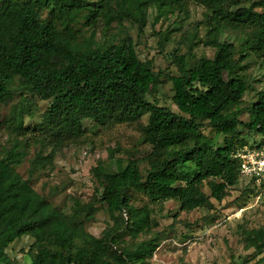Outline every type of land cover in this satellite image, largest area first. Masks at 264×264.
Instances as JSON below:
<instances>
[{"label": "trees", "instance_id": "obj_1", "mask_svg": "<svg viewBox=\"0 0 264 264\" xmlns=\"http://www.w3.org/2000/svg\"><path fill=\"white\" fill-rule=\"evenodd\" d=\"M114 1L0 0V111L13 97L16 80L21 99L9 111L7 145L0 146V251L28 237L29 254L47 264H147L167 236L152 232L149 212L134 208L128 192L152 203L175 201L184 212L212 209L211 199L221 203L240 180L233 154L252 137L264 136V90L257 93L248 122L239 120L251 89L242 61L264 56V0H142L129 14L114 10ZM189 2L205 9L207 31L204 40L194 44L191 36L188 50L172 55L177 74L167 78L173 112L147 100L161 83V72L152 60L140 59L123 23L141 33L151 7L157 22ZM99 21L105 29L117 24L112 41L96 40ZM167 31L160 47L170 40ZM231 32L239 36L231 40ZM199 45L214 49L213 56L193 55ZM34 97L50 104L38 126L29 128L24 116L32 117L27 103ZM86 113L101 126L140 124L151 115L140 129L142 143L151 149L144 157L146 173L138 159L123 170L98 161L91 172L100 190L90 203L73 202L85 222L106 207L113 225L100 237L32 187L35 175L52 170L57 153L83 136ZM32 147L24 179L17 169ZM114 153L108 151L109 162ZM247 180L259 188L253 179L241 181ZM244 242L256 245L249 233ZM5 258L0 254V262Z\"/></svg>", "mask_w": 264, "mask_h": 264}, {"label": "rangeland", "instance_id": "obj_2", "mask_svg": "<svg viewBox=\"0 0 264 264\" xmlns=\"http://www.w3.org/2000/svg\"><path fill=\"white\" fill-rule=\"evenodd\" d=\"M141 1L115 0L112 6L114 10L129 14ZM148 14L147 27L141 33L128 22L123 25L133 39L140 59L152 60L155 72H161V83L147 95V100L157 107L177 112L171 101L172 86L167 78L177 74L172 55L176 52L185 53L191 36L194 44L205 39V9L189 2L182 8V12L175 11L159 18L157 22V11L154 7L149 9ZM42 16L45 17V14ZM167 30H170V40L160 47L159 41ZM117 31L115 22L105 29L103 22L99 21L96 26V40L101 43L110 42ZM230 34L233 36L231 40L239 36L238 32ZM214 52L211 47L199 45L194 47L192 53L197 58H211ZM242 64L245 66L243 74L251 87L239 107V120L246 123L257 93L264 90V56L251 54ZM18 88L16 80L11 84L13 97L0 111V146L7 145L5 124L9 111L21 100L17 93ZM49 104L50 101L36 97L31 99L27 105L32 117L24 116L25 126H38L41 114ZM150 116L146 114L140 124L101 126L90 114H84L83 136L76 140V145H67L57 153L52 170L35 175L32 180L33 189L66 215L85 222L83 213H74L73 202L80 200L90 203L100 190L91 172L98 161H105L112 164V168L123 170L130 160L138 159L142 172L146 173L144 157L151 149L142 143L140 129L147 124ZM262 139L263 136H254L249 140V145H257ZM110 150L115 152L114 162L108 160ZM33 152L32 147L28 157L17 169L24 179L27 178ZM248 181L239 180L237 186L228 190L221 203L211 199L212 209H196L191 212L180 211L175 201L152 203L145 195L130 190V204L136 209L149 212L152 232L162 231L167 236L147 264H264L260 261L264 257V189H259ZM203 192L207 196L210 194L206 188H203ZM112 225L113 221L104 205L99 207L93 221L85 222L87 232L94 237H100L104 229ZM248 233L254 238L255 246L245 244L244 238ZM141 237L143 236L139 239ZM124 240L131 243L129 236ZM31 244L32 240L28 237L16 239L12 245L0 251L6 257L0 264H47L45 258L40 259L29 254Z\"/></svg>", "mask_w": 264, "mask_h": 264}, {"label": "built area", "instance_id": "obj_3", "mask_svg": "<svg viewBox=\"0 0 264 264\" xmlns=\"http://www.w3.org/2000/svg\"><path fill=\"white\" fill-rule=\"evenodd\" d=\"M233 158L239 161L240 180L253 179L260 189H264V136L257 145L236 150Z\"/></svg>", "mask_w": 264, "mask_h": 264}]
</instances>
